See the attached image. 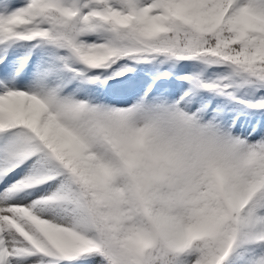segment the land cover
Instances as JSON below:
<instances>
[{"label": "snow or ice", "instance_id": "6c2138e0", "mask_svg": "<svg viewBox=\"0 0 264 264\" xmlns=\"http://www.w3.org/2000/svg\"><path fill=\"white\" fill-rule=\"evenodd\" d=\"M0 264H264V0H0Z\"/></svg>", "mask_w": 264, "mask_h": 264}]
</instances>
